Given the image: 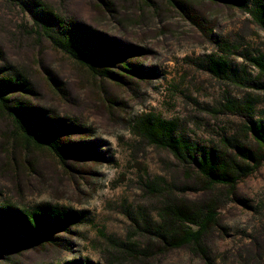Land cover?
Listing matches in <instances>:
<instances>
[{"label":"rangeland","instance_id":"obj_1","mask_svg":"<svg viewBox=\"0 0 264 264\" xmlns=\"http://www.w3.org/2000/svg\"><path fill=\"white\" fill-rule=\"evenodd\" d=\"M34 1L113 43L99 67L119 80L29 34L32 0H0V66L29 83L21 99L63 122L62 141L77 149L61 163L46 149L15 147L0 119V212L48 204L82 218L55 243L5 260L264 264V161L232 191L213 188L217 216L198 247L169 250L155 235L165 196L209 198L189 164L136 130L148 116L171 122L196 157L254 148L250 128L264 124V30L249 11L264 0Z\"/></svg>","mask_w":264,"mask_h":264},{"label":"trees","instance_id":"obj_2","mask_svg":"<svg viewBox=\"0 0 264 264\" xmlns=\"http://www.w3.org/2000/svg\"><path fill=\"white\" fill-rule=\"evenodd\" d=\"M26 8L33 22L27 29L29 34L34 33L39 39L47 40L53 48L87 67L91 73L113 81L119 80L108 69L99 67L101 54L114 48L113 43L101 39L89 30L66 25L45 4L32 0L30 4H26ZM249 12L264 30V3L258 4ZM255 64L261 66L259 63ZM23 92H30L29 83L17 73L0 66V119L6 122V129H11L9 138L12 144L27 150L31 147L46 149L61 163L65 162L67 156L76 155L77 149L62 141L65 124L50 120L43 110L32 108L21 99ZM174 126L171 122L148 116L136 130L150 144L167 149L174 159L189 164L193 172L190 176L194 177L195 183L209 199L192 203L175 199L171 195L165 196L158 213L160 225L155 235L169 250L188 245L198 247L217 216L219 205L212 195L213 188L224 187L232 191L239 179L249 176L264 161L262 123L250 128L254 148H236L234 155L222 150L201 157L192 154L193 147L190 144L174 137ZM81 219V215L60 211L48 204H41L34 209L1 211L0 264H12L5 260L6 255L19 254L37 245L55 243V233L67 230L71 225L81 222ZM67 264L81 263L74 261Z\"/></svg>","mask_w":264,"mask_h":264}]
</instances>
